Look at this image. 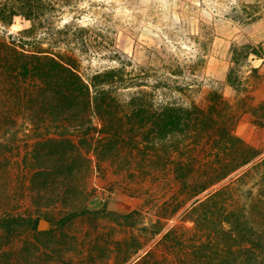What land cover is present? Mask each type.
<instances>
[{"label": "rangeland", "instance_id": "obj_1", "mask_svg": "<svg viewBox=\"0 0 264 264\" xmlns=\"http://www.w3.org/2000/svg\"><path fill=\"white\" fill-rule=\"evenodd\" d=\"M22 1L0 0V10ZM47 2L55 9L32 34L24 16L0 19V48L72 52L85 79L121 70L133 79L124 94L141 82L191 84L184 93L146 89L158 100L199 104L204 122L214 123L199 134L192 130L176 149L152 140L136 144L146 134L132 129L134 119H123L130 125L124 141L101 150L106 134L99 117H92L96 130L84 136L74 120L32 109L27 94L38 83L0 67V218H38L40 231H55L34 237L0 230V264H121L130 257L128 264H135L148 252V264H240L244 253H231L237 243L224 231L231 214L244 215L250 232L264 230V0ZM222 130L242 144L226 145ZM254 155L195 195L232 160ZM177 162L191 172L185 182L176 178ZM171 229L181 242L162 245ZM250 260L264 264V251L255 249Z\"/></svg>", "mask_w": 264, "mask_h": 264}, {"label": "trees", "instance_id": "obj_2", "mask_svg": "<svg viewBox=\"0 0 264 264\" xmlns=\"http://www.w3.org/2000/svg\"><path fill=\"white\" fill-rule=\"evenodd\" d=\"M54 9L53 5L47 0H23L17 6L12 4L3 7L0 10V19L3 22L11 23L15 16H24L32 22V27L26 33L32 34L42 24L41 19L44 18L45 13ZM3 45L0 48V67L4 69L11 68L17 75L15 76L16 79L21 78L25 82L28 79H32L38 83L34 95L27 94V104L39 112L45 111L49 116L74 120L79 131L84 136L90 135L96 130L92 117L94 115L99 117L104 125L102 131L106 134V138L99 144L101 150L109 144L114 145L115 143L118 144L119 141H124L123 137L128 132L123 130H125L126 126L129 129L130 125L122 123L123 119H134L135 123L132 125V129L139 135L146 134L142 138H137L136 144L140 145L141 142L146 143L152 140L176 149L181 146L178 141L184 140L192 130L196 129V133L199 134V132L210 128L214 123L211 117L207 122H204L207 117H204L206 113L201 105L183 106L170 100L172 99L171 96L169 100H158L153 92L155 89H163V91L166 90L169 93H184V91L190 90L191 84L170 86L166 82L159 80L152 84L141 82L142 84L135 86L138 87L135 92L124 94V91L131 87L128 85H131L133 79L125 77L123 73L121 74V70L108 69L101 72L98 71L90 78L85 79L79 70V60L72 52L55 54L44 49L42 51L27 52L24 49L18 50L16 47L7 44ZM252 54L258 56L254 51ZM177 73H183V71H169L170 75ZM146 88L153 91H148ZM164 94L165 96L168 95L166 92ZM127 96L128 99L125 98ZM214 96L218 98V95L215 94ZM109 119H115L113 125L108 124ZM105 128L109 131H104ZM143 137L147 140L144 141ZM221 141L230 147L235 144L236 146L242 144L231 130H222ZM67 143L71 144L70 142ZM71 145H74L73 148L76 147L75 144ZM226 150L229 151V148H226ZM242 151L244 152L243 148ZM254 158L255 155L253 157L239 158L237 162L232 160L233 164L230 167L228 166L224 173L218 174L219 176L216 180L201 186L195 195L207 191L215 183L249 164ZM223 163V161L220 162V165L222 167L226 166ZM186 165L187 163L184 162L176 163L175 174L178 181L185 182L190 177L191 172H185ZM218 196H220V192L213 194L209 201L201 202L200 206H206ZM231 215L233 220L231 218L228 220L230 228L224 230L230 241L237 243V246H235V248L238 247L237 250L233 248L231 253H244L245 259L237 258L236 261L240 264H248L251 262L250 259H252L255 249L264 251V230L250 232L248 229L250 223L244 215ZM74 216H68L63 222ZM130 217V214L124 216V218ZM197 224L203 225L198 221ZM39 226L40 220L38 218L13 216L0 218V230L6 234L20 230L31 231L34 237L38 235L52 236L55 233L52 228L49 231H40ZM179 242H181L179 233L173 229L167 232L160 241L162 245L169 244L171 247ZM150 256L153 255L148 252L135 264H148L151 260L149 259ZM130 259L131 257L123 260L121 264H128ZM34 261L32 260L30 264H34Z\"/></svg>", "mask_w": 264, "mask_h": 264}, {"label": "crops", "instance_id": "obj_3", "mask_svg": "<svg viewBox=\"0 0 264 264\" xmlns=\"http://www.w3.org/2000/svg\"><path fill=\"white\" fill-rule=\"evenodd\" d=\"M261 61H264V58H260Z\"/></svg>", "mask_w": 264, "mask_h": 264}]
</instances>
